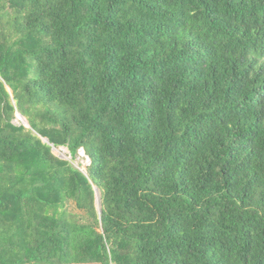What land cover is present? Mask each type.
Returning <instances> with one entry per match:
<instances>
[{"label": "trees", "instance_id": "1", "mask_svg": "<svg viewBox=\"0 0 264 264\" xmlns=\"http://www.w3.org/2000/svg\"><path fill=\"white\" fill-rule=\"evenodd\" d=\"M0 264H264V0H0Z\"/></svg>", "mask_w": 264, "mask_h": 264}, {"label": "rangeland", "instance_id": "2", "mask_svg": "<svg viewBox=\"0 0 264 264\" xmlns=\"http://www.w3.org/2000/svg\"><path fill=\"white\" fill-rule=\"evenodd\" d=\"M18 121H20V123H24V125L27 126V121L20 117V115H18ZM24 121V122H23ZM16 123H19V122H16ZM54 152L55 154L58 156V157H62V156H67V159H69L71 161V163L76 167V168H79L81 170H83L84 172L86 171V168L87 166L89 165V160L85 157H81L82 159H77L76 161H73L69 155V152L67 154H64V148H57V149H54ZM81 153H83V150H81Z\"/></svg>", "mask_w": 264, "mask_h": 264}, {"label": "water", "instance_id": "3", "mask_svg": "<svg viewBox=\"0 0 264 264\" xmlns=\"http://www.w3.org/2000/svg\"><path fill=\"white\" fill-rule=\"evenodd\" d=\"M21 117V116H20ZM24 122V121H23ZM27 124V127H29L28 126V123H26ZM69 151H68V149L67 148H64V154H67ZM80 156L81 157H86V155H85V152L83 151V153H81L80 154ZM61 158H63V159H67V156H62ZM83 171V170H82ZM97 199H98V205H99V207H100V211H101V195H100V193H99V191L97 190Z\"/></svg>", "mask_w": 264, "mask_h": 264}, {"label": "built area", "instance_id": "4", "mask_svg": "<svg viewBox=\"0 0 264 264\" xmlns=\"http://www.w3.org/2000/svg\"><path fill=\"white\" fill-rule=\"evenodd\" d=\"M89 164H90V161H89Z\"/></svg>", "mask_w": 264, "mask_h": 264}]
</instances>
